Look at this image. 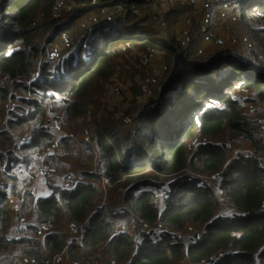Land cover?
Returning a JSON list of instances; mask_svg holds the SVG:
<instances>
[{"label": "trees", "instance_id": "trees-1", "mask_svg": "<svg viewBox=\"0 0 264 264\" xmlns=\"http://www.w3.org/2000/svg\"><path fill=\"white\" fill-rule=\"evenodd\" d=\"M153 1L0 0V109L12 103V90L25 85L44 86L51 92L43 91L40 97L46 101L33 102L30 109H19L14 103V111L8 112L11 117L0 125V177L22 181V193L14 185L9 188L17 198L0 194V254L15 249L14 264H20L23 256L34 264H46L62 251L68 264H95L108 258L112 264H198L202 260L264 264V168L256 156H239L226 166L229 148L225 144L246 143L255 154L264 155V120L244 112L248 102L264 103V0H168L166 11L165 0L150 7ZM61 3L70 5L66 14ZM180 3L205 11L207 23L212 21L209 12L230 6L236 21L234 35L229 40L216 37L217 42L208 46L206 32H196L199 47L189 45L190 35L181 37L177 27L189 10L178 7ZM91 12L99 21L81 37L66 32L70 49L51 60L62 31L71 26L78 29L82 14ZM250 39L255 41L250 43ZM130 46L131 56H155L160 65L150 94L141 104L145 111L139 125L126 132L117 125L116 113L99 111L91 127V144L101 171L85 169L69 175L49 169L43 161L49 159L48 142L53 136L48 131L49 112L59 102L66 125L82 117L90 86L114 76L118 60L124 59L123 50ZM87 53L92 55L88 64L78 61L75 73L65 72ZM35 72L40 77H33ZM60 75L71 82L59 80ZM30 119L31 128L36 127L31 143L40 146L44 137L47 144L40 151L47 155L39 158L43 163L23 160L11 167L7 162L12 151L3 146L17 145L18 130ZM64 121L60 116L63 129ZM172 124H178V134L169 128ZM219 171L221 177L214 186L202 182L201 176ZM101 175L108 178L110 188L115 185L126 191L121 211L132 219L121 220L136 223L132 227L137 229L147 225L139 243L120 230L121 220L113 221L115 216L106 213L109 209H99L103 195L96 182ZM64 177L69 187L63 186ZM36 180L46 189H39ZM162 189L166 197L159 200L156 191ZM10 198H20L23 214L30 216L20 214L16 201L18 211H14ZM14 214L19 224L13 230L29 227L33 236L9 238L15 235L8 230ZM21 217L26 221L21 223ZM83 222L82 245L68 243L62 225ZM187 224L203 226L199 241H183L178 234ZM40 226L45 228L43 237L35 236Z\"/></svg>", "mask_w": 264, "mask_h": 264}, {"label": "rangeland", "instance_id": "rangeland-1", "mask_svg": "<svg viewBox=\"0 0 264 264\" xmlns=\"http://www.w3.org/2000/svg\"><path fill=\"white\" fill-rule=\"evenodd\" d=\"M165 1L166 2H164V0H155L150 4V7H154L157 4H161L164 2L165 5L163 6V11H166L168 9V7L166 6L168 0ZM60 5H64L66 9L70 6L66 3H61ZM77 7L81 9L82 4ZM178 7H187L189 9L184 12V14L181 16L180 22L177 24L181 37L187 39L190 35L191 40L189 45L193 44L194 46H196V44H198L199 47V37L196 32L200 35H202V31L206 32L204 36L208 35V40L206 41L208 43V46H212L217 42L215 39L216 37H218L220 40H229L235 33L236 21L230 12V6H225L224 9H216L209 12L212 16V21L208 23L205 11L200 10L199 12H197L194 7L182 5L181 3ZM67 12L68 9L66 12H64V14H66ZM81 21L82 25L78 29L73 30V27L71 26L67 31H62L63 33L61 35V38H58L55 42L57 47L55 48V50L53 49L50 54L51 60L58 58L61 54L65 55L66 52L70 49V46H67L66 43V40L69 37V34H67L66 32H69L71 35L75 34L81 37L82 35H84L85 32H88V29L92 28V25H95V23H97L99 19L96 18L95 12H91L82 14ZM154 23L155 18L152 17L151 24ZM243 39L245 40L246 38ZM194 41L196 42L193 43ZM254 41V39L249 40L250 43H253ZM203 47L205 48L206 46L203 45ZM131 48L132 46L123 50L124 59L118 60L119 62L117 65V71L114 76H112L111 78L109 77L110 79L108 78L105 81L95 80L93 82L86 95L87 99L85 100V104L87 105V110L82 117L74 119L72 125L68 126L65 124L64 106L59 102L55 103L56 110L49 112V133L53 135L51 136L52 142L50 140L48 142L49 159L43 160L49 163V169H56L58 171V174H64L66 172H69V175H71L72 173L76 174L80 171H83L86 168H95L100 164L98 161V155L93 149L94 146L91 144L93 134V130L91 127H93V122L98 119L99 111L103 112L105 115H113L116 113L117 125L121 130H124L126 132H129L136 124L139 125L140 116L142 115L143 111H145L144 108H142L141 104L147 99V96L150 94V87L153 85V77L159 72L160 65L158 63V59L155 56H150L148 58H145L143 56H131ZM46 55L48 56V54ZM91 59L92 55L89 53L85 54V56L81 58H77L74 60L71 68L67 69L65 72L75 73L73 68L78 61H81L84 65H86ZM145 60H147L148 62ZM33 77H40V73L35 72L33 74ZM41 80L42 81L40 84L42 85L44 82L42 70ZM59 80L68 83L71 82V80H68L63 75H60ZM42 87L43 88L40 89L38 87L25 85L22 90H12L13 96L9 99L10 101H12V103L7 102L0 109L3 110V118L0 119V125H4L5 120L7 121L9 117H11V113L8 114V112H10L9 108L14 105V103H17L19 109H30V107L32 106L31 104L33 102L46 101L45 97H40V95H42L43 91L45 92L44 94H50L51 92L49 89L45 91L44 86ZM244 109V112L247 116L254 115L255 117L258 116L260 119L264 120V103L256 104V102H248L246 103ZM58 116L63 117L65 127L64 134H57L50 128L51 122L54 121ZM135 117H138L137 121L135 120ZM167 119L169 121L174 120V118L171 117H168ZM31 122L32 120L30 119L28 122H26V124L22 125L19 128L16 136L18 141L17 145L5 144L3 146V149L5 151H12V158L9 162H7L11 167H14L18 161L23 160L27 161L28 163H32L33 165H37L40 162L43 163V161H39V158H42L47 155L44 154L43 151H40L41 147L47 144V141L44 137H42L39 141L40 146H35L37 142L31 143L34 140V129L36 128H31ZM177 126L178 124H172L169 128L171 129L172 127V132L178 134L179 131L176 129ZM111 131L117 134V137L122 139L120 133H117L114 128H112ZM86 137H88L89 141L85 144V149L82 151L77 148L78 146L76 143V139H85ZM21 139H25L24 142H22ZM61 139H67V141ZM55 141H58V143L55 144ZM59 142L61 143V145L59 144ZM247 147L252 146L247 145ZM192 149L193 145H189V151H192ZM229 156L230 149L228 152L227 162L229 161ZM257 158L264 160V155L259 154ZM10 173L14 174V170H11ZM185 173H189V171L186 170ZM50 176L54 179L57 178L55 175L52 174ZM17 177L23 178L22 176ZM203 178H201L202 182L206 183L208 187L214 186L216 183H218V180L213 176H205ZM11 185L17 187V189L22 193V181L20 179L11 181L9 178L0 177V194H3L6 197L12 195L17 198L16 195L11 194L10 192L9 188ZM35 185L39 189L44 186L42 185L40 180H36ZM110 187L111 185H108L105 190H102V203L107 207V210L109 209V211L106 212L108 216H115V218L112 219L113 221H116L117 224L121 219H132L125 218L121 211L122 207L125 205L123 198L126 195V191L115 185L112 188ZM44 188L46 189L45 186ZM164 191V189L156 191L159 195V200L165 199V196L163 194ZM34 193H37V191L35 192L34 190ZM135 193L138 194L139 191H136ZM10 199L12 201L14 211H16V207L18 206L15 203L16 201L20 207V214L22 216H30V214H23L22 207L20 204V198L17 200L12 198ZM223 212L224 211L221 210L220 214L222 216L225 215ZM10 222L11 225L10 228L8 227V230L14 231L15 235L9 238L18 239L24 236H33L28 232L29 230H31L29 229V227H26L25 229L17 228L16 230H13L19 224L15 214L10 216ZM131 225L137 226L136 223L132 221L121 220L120 230L124 227L129 228V226ZM39 229L45 230L43 226H40ZM62 230L65 233V238L68 239L69 234L67 233L68 230L66 229V224L62 225ZM203 232L204 228L202 225L187 224L183 229L178 231V234L184 239L183 241H186L189 238L194 237L197 233H200L202 235ZM35 236H38L37 232ZM71 240L72 238L68 239V241ZM15 253V249H10L7 253L0 254V264H14V259L17 256V254ZM28 260V258L23 256L21 257L20 264H29ZM105 262H107L108 264L113 263L112 259L108 258L107 261L102 259L101 263L97 262L95 264H107ZM57 264L68 263L64 260H61ZM178 264L188 263L179 262Z\"/></svg>", "mask_w": 264, "mask_h": 264}, {"label": "built area", "instance_id": "built-area-1", "mask_svg": "<svg viewBox=\"0 0 264 264\" xmlns=\"http://www.w3.org/2000/svg\"><path fill=\"white\" fill-rule=\"evenodd\" d=\"M9 111L10 112L14 111V105H12L9 108ZM47 125H48V131H49V116H48ZM261 127L264 129V123L261 125ZM50 128L52 131H54L57 134H64V129H63L61 122H60V116H58L54 121L51 122ZM263 139H264V134H263ZM88 141H89L88 137H86L85 139H76L77 146L79 148H82V149L85 148V146H86L85 144ZM225 144L230 149L229 161L226 162V166L229 165L231 162H233L235 159H237L239 156H243V157L256 156L257 157L259 155V154L258 155L255 154L254 150L251 147H247V145L245 143H242L240 146H234L231 142L227 141V142H225ZM243 145H245V146H243ZM47 152H49V148L47 149ZM260 160L262 163V167L264 168V160H262V159H260ZM101 167H102V164H99L95 168H86V169L90 172H100ZM21 171H22V169L18 168V172H21ZM208 176H213L217 180H219L221 177V171H219L215 174H212V175H208ZM201 177L203 178L205 176H201ZM96 184L100 190H105L106 187L109 185V180L105 175H101L100 178L98 179V181L96 182ZM70 185H71V183H70L69 179L64 177L63 178V186L69 187ZM164 196L166 197V195H164ZM98 207L102 211L107 210V207L103 203H101ZM16 211H18V206L16 207ZM25 221H26V218L21 217L20 222L23 223ZM85 225H86V222L79 223V224H74V223H67L66 224V229L68 230L67 233L69 234V239L72 238V240L69 241L68 243H75L78 245H82ZM146 228H147V225L144 223V224H141L138 229L133 228L131 225V226H129V228L124 227L122 229V231L130 233L132 235L133 240L136 243H139L140 233ZM44 234H45V230H42V229L37 230L38 237H43ZM200 238H201V234L197 233L194 237H192V240L193 241H199ZM61 260H64V261L66 260L64 251H62L60 254L54 255L53 259L48 261L46 264H57ZM28 261H29V264H34V261L32 259H29ZM180 263H183V262H180ZM208 263L213 264L212 261H205V260H202L198 264H208Z\"/></svg>", "mask_w": 264, "mask_h": 264}, {"label": "crops", "instance_id": "crops-1", "mask_svg": "<svg viewBox=\"0 0 264 264\" xmlns=\"http://www.w3.org/2000/svg\"><path fill=\"white\" fill-rule=\"evenodd\" d=\"M242 143L241 142H236V143H234L233 145L234 146H240Z\"/></svg>", "mask_w": 264, "mask_h": 264}]
</instances>
